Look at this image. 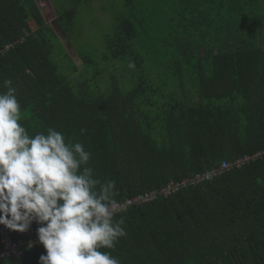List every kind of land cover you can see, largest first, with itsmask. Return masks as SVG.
Segmentation results:
<instances>
[{
	"label": "trees",
	"instance_id": "16d2710c",
	"mask_svg": "<svg viewBox=\"0 0 264 264\" xmlns=\"http://www.w3.org/2000/svg\"><path fill=\"white\" fill-rule=\"evenodd\" d=\"M151 1L165 2L158 14L170 15L168 38H158L162 24L149 20L159 4L125 0L126 13L103 39V58L134 64L132 85L109 76L94 92L92 78L104 70L91 74L87 55L76 52L78 70L62 41L72 42L63 35L74 11H56L60 37L35 0H0V93L11 80L30 135L52 128L83 144L94 177L115 182L117 204L249 156L117 211L126 235L100 251L120 264H264V0ZM153 39L160 55L144 58ZM37 227L6 229L32 246L0 264H37L45 251Z\"/></svg>",
	"mask_w": 264,
	"mask_h": 264
},
{
	"label": "clouds",
	"instance_id": "9594fccd",
	"mask_svg": "<svg viewBox=\"0 0 264 264\" xmlns=\"http://www.w3.org/2000/svg\"><path fill=\"white\" fill-rule=\"evenodd\" d=\"M11 85L0 93V225L20 233L38 225L37 264H120L100 251L126 235L123 218L114 220L115 182L94 177L83 144L52 128L30 135Z\"/></svg>",
	"mask_w": 264,
	"mask_h": 264
},
{
	"label": "rangeland",
	"instance_id": "374dc122",
	"mask_svg": "<svg viewBox=\"0 0 264 264\" xmlns=\"http://www.w3.org/2000/svg\"><path fill=\"white\" fill-rule=\"evenodd\" d=\"M35 2L41 11L45 22L51 24L57 35H61V32L58 26H55L53 23L54 19L57 17L56 11L63 13L69 10L74 11L75 16L72 18V24L65 27L67 30L63 35V37H68V39L71 38L72 42H68L69 40L65 38H62V41L66 50L73 58V62L78 66V70L82 69V63L77 53L87 55L89 61L93 64V69L89 70L92 72L91 74H93L96 69L104 70L101 72L100 77L96 76V78H92V85L90 86L91 90L94 91L96 89L94 92L102 91L104 89L105 80L107 84L109 83V76H113L115 79H120L119 81H122L123 84L125 83L126 87L132 85V80H128L127 77L131 78L133 74L132 72L135 71L128 66L129 64L119 59L106 60L103 58V53L105 52L103 39L105 35L110 34L113 31L115 19L118 17V20L121 19L124 13H126L127 9L125 7V0H82L81 2H77L76 0H35ZM149 2V4H151L150 7L153 9H155L157 4L160 6L159 10L157 9V12L151 11L149 15L151 23L154 25L162 24V26H159L160 31L157 34L158 38L163 37L164 33L168 38V34L166 33L169 31V27L166 26V23L164 22L166 17H170V15L166 16L164 12L158 14L164 7L165 2L162 4V1H159L154 5L153 1L149 0ZM135 4L136 0L133 2V5ZM137 9H140V7H137ZM137 15L142 16L144 14L136 13V16ZM29 24L34 28L33 21H30ZM150 26H152V24H150ZM162 31L165 32L161 33ZM60 37H62V35ZM55 40L56 39H54V41ZM57 40L61 41L59 37H57ZM160 43L161 41H159V39H153L152 41L148 40L145 42L144 45L146 46V50H144V58L154 55L159 56L160 51L154 50V48L155 44ZM58 48L59 47L56 46V51ZM98 85L99 89L96 87Z\"/></svg>",
	"mask_w": 264,
	"mask_h": 264
},
{
	"label": "built area",
	"instance_id": "2783aa9c",
	"mask_svg": "<svg viewBox=\"0 0 264 264\" xmlns=\"http://www.w3.org/2000/svg\"><path fill=\"white\" fill-rule=\"evenodd\" d=\"M258 155V154H257ZM250 159L249 156H244L238 159L233 160L232 162L229 161H221L219 166L215 169H212L211 171L205 173V174H196L192 179L187 180H181V181H171L163 185L159 191H152L145 195H139L132 198H128L121 202L120 204L114 203L115 207L117 208V211L121 208H125L127 205H131L133 203L141 202L150 198L155 197L157 194H163V195H171L175 192H177L184 184H192V183H198L201 182L204 179H208L210 177L216 176L220 174L221 172L228 170L232 167H240L243 164H245ZM0 240L3 245V251L0 253V257H6V256H13L16 259L21 258L22 251L21 246L25 243L20 240H15L11 237L9 232L6 230V228L3 225H0ZM37 240V237H36ZM18 264H23L22 262H19Z\"/></svg>",
	"mask_w": 264,
	"mask_h": 264
}]
</instances>
